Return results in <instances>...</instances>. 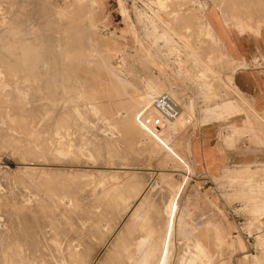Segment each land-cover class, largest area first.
Masks as SVG:
<instances>
[{
    "label": "rangeland",
    "instance_id": "1",
    "mask_svg": "<svg viewBox=\"0 0 264 264\" xmlns=\"http://www.w3.org/2000/svg\"><path fill=\"white\" fill-rule=\"evenodd\" d=\"M212 7L251 33V18L215 0L0 1V264H150L161 246L168 264H185L192 246L212 264H264L260 168H229L204 192L170 126L153 142L125 137L117 120L150 104H136L146 87L181 109L173 135L239 112L235 65L206 19ZM51 85L56 96L44 91ZM63 107L73 116L65 127Z\"/></svg>",
    "mask_w": 264,
    "mask_h": 264
},
{
    "label": "crops",
    "instance_id": "2",
    "mask_svg": "<svg viewBox=\"0 0 264 264\" xmlns=\"http://www.w3.org/2000/svg\"><path fill=\"white\" fill-rule=\"evenodd\" d=\"M206 19L235 65L230 84L238 95L234 102L239 112L220 121L206 116L204 123L187 131L170 132L174 152L185 159L194 184L204 192L229 168L255 166L264 173V25L252 37L229 28L214 7L208 9ZM180 173H175L179 181Z\"/></svg>",
    "mask_w": 264,
    "mask_h": 264
},
{
    "label": "bare ground",
    "instance_id": "3",
    "mask_svg": "<svg viewBox=\"0 0 264 264\" xmlns=\"http://www.w3.org/2000/svg\"><path fill=\"white\" fill-rule=\"evenodd\" d=\"M1 1V0H0ZM8 3V2H7ZM215 3H217L218 4V6H219V8H221V11L223 12V13H225V12H228L229 14L233 11V10H235V11H237V12H239V14H240V16H242V17H244L245 19L246 18H251V20H249V19H246V20H248L247 22L248 23H250V26L252 27V30H251V33H250V35H252V37L254 36V37H256L257 35H258V32H259V29L260 28H258V26H257V28L256 27H254L255 26V23H254V20H257V19H255L256 17H258V18H261V19H264V0H215ZM238 15V14H237ZM233 17V16H232ZM235 18V17H234ZM244 18H243V20H244ZM188 19V18H187ZM260 19V20H261ZM184 20V19H183ZM238 20V19H237ZM189 21V20H188ZM234 21V20H233ZM186 22V21H185ZM241 22V21H240ZM258 23H260L259 22V20L257 21ZM263 22H264V20H263ZM1 24V23H0ZM245 24H247V23H245ZM257 24V23H256ZM234 25V24H233ZM235 25H237V24H235ZM263 25V24H262ZM204 27V26H203ZM253 28H254V30H253ZM238 29H239V27H238ZM237 29V30H238ZM10 30H12V29H10ZM15 30V29H14ZM257 31V32H256ZM17 33V32H16ZM16 33L15 32H13L12 34L14 35L15 34V36H17L16 35ZM202 33V32H201ZM11 34V33H10ZM80 36L81 35H79L78 36V39H80ZM15 39H17V38H15ZM36 39V38H35ZM35 39H31L32 40V42L35 40ZM259 39V38H258ZM27 41H28V39H27ZM29 41H30V39H29ZM35 42V41H34ZM34 42L33 43H31L32 44V46L34 45ZM38 42V41H37ZM18 43V42H17ZM25 43V42H24ZM22 44H23V41H22ZM26 44V43H25ZM29 44H30V42H29ZM28 44V45H29ZM30 44V45H31ZM38 44H40V43H37V45ZM22 46V45H21ZM26 46V45H25ZM24 47V46H23ZM27 47V46H26ZM40 48H41V46H39ZM38 47V48H39ZM43 48H45V47H42V49ZM46 49V48H45ZM35 50V49H34ZM23 51V50H22ZM22 51H20V52H22ZM27 51V50H26ZM25 51V52H26ZM64 51V50H63ZM30 52V51H29ZM28 52V53H29ZM78 52V51H77ZM23 53H24V51H23ZM31 53H33L32 51H31ZM49 53H51V52H49ZM67 53V54H66ZM68 53L69 52H65V54L66 55H68ZM25 54V56H27L28 54H26V53H24ZM34 54V53H33ZM32 54V55H33ZM43 54V53H42ZM46 54H47V52H46ZM65 54L63 53V55L65 56ZM76 54V53H75ZM79 54V53H78ZM83 54V53H82ZM81 54V55H82ZM21 55H22V57H23V54H20V57H21ZM80 55V56H81ZM14 56H16V55H14ZM24 56V57H25ZM46 56V55H45ZM68 57L70 58V55H68ZM67 57V58H68ZM26 58H29V57H26ZM65 58H66V56H65ZM66 58V59H67ZM16 59V58H15ZM15 59H14V62H15ZM19 59V57L17 58V60ZM22 59V58H21ZM25 59V58H24ZM46 59V58H45ZM65 59V60H66ZM13 60V59H12ZM68 60V59H67ZM19 61H21V60H19ZM46 61V60H45ZM9 62V61H8ZM18 62V61H17ZM32 62V61H31ZM13 62H11V64H12ZM16 63V62H15ZM14 63V64H15ZM21 63V62H20ZM47 63V62H46ZM97 63H99L98 65H100L99 67H101L100 69H101V73H100V75H106L107 77H111L110 76V74H112L110 71H109V68H107L108 66H106L105 65V67H106V71L104 72L103 71V69H104V64H103V62H101V61H97ZM13 64V65H14ZM18 64V63H17ZM22 64H23V61H22ZM29 64V63H28ZM46 65V64H45ZM18 66V65H17ZM40 66V65H39ZM45 67V66H44ZM229 68V67H228ZM234 68V67H233ZM65 72V71H64ZM41 74H44V73H41ZM69 74V73H68ZM228 74V73H227ZM43 77V76H42ZM211 79V78H210ZM112 81V80H111ZM51 82V81H50ZM214 83V82H213ZM53 84V83H52ZM215 86V85H214ZM51 88H54V86L53 85H51V87H49L48 86V88H47V86L46 87H44V91H45V93H47L49 96L50 95H52V96H56L57 94H55V93H51ZM147 88V90H146V97H142V98H140L139 99V101L140 102H138V103H136L137 105L139 104V105H141V103H145V101L144 102H142L143 100H145V99H147L148 100V102L147 103H149L151 100L153 101V99H154V97H155V92L153 91V90H151L150 88H148V87H146ZM56 89V88H55ZM64 89V88H63ZM68 90V89H67ZM70 90V89H69ZM63 91V90H62ZM64 91H66V89H64ZM46 94V95H47ZM68 94V93H67ZM47 95V96H48ZM48 96V97H49ZM65 96H66V94H65ZM157 96H159V95H157ZM156 96V97H157ZM61 96H59L57 99H59ZM64 97V96H63ZM62 97V98H63ZM155 97V98H156ZM51 98V97H50ZM49 98V100H50V103H52L51 102V99ZM52 99H55V98H53L52 97ZM56 99V100H57ZM42 100V99H41ZM55 100V101H56ZM61 100V99H60ZM63 100V99H62ZM65 100V99H64ZM151 101V102H152ZM68 102V101H67ZM151 102H150V104H151ZM56 103V102H55ZM89 103V102H88ZM94 103V102H93ZM42 104V103H41ZM54 104V103H53ZM59 104H61V103H59ZM96 104V103H95ZM100 104V103H99ZM150 104L148 105V106H150ZM39 105V104H38ZM51 105V104H50ZM55 105V104H54ZM66 105V104H65ZM135 105V104H134ZM59 106V105H58ZM95 106V105H94ZM99 106H104V105H99ZM132 106H133V104H132ZM148 106H146V107H148ZM176 106H177V117L174 119V120H172L169 124H168V126L166 127V128H168L169 126H170V131H169V133L173 130L172 129V125H174V123L181 117V115H182V111H181V109L178 107V105L176 104ZM56 107V106H55ZM111 107V106H110ZM37 108V107H36ZM64 108V107H63ZM97 108V107H96ZM108 108V107H107ZM133 108H134V106H133ZM49 109V108H48ZM51 109H52V107H51ZM97 109H99V107L97 108ZM101 109V108H100ZM99 109V110H100ZM110 109V108H109ZM34 110V109H33ZM55 110V109H54ZM59 111H61L60 109H58ZM56 111H57V109H56ZM70 111V110H69ZM108 111V110H107ZM35 112V111H34ZM55 112V111H54ZM68 112V111H67ZM38 113V112H37ZM36 113V114H37ZM56 113V112H55ZM60 113V112H59ZM71 113V112H70ZM121 114H122V112H120ZM39 114V113H38ZM45 114V113H44ZM108 114V113H107ZM136 114V113H135ZM51 115V114H50ZM56 115V114H55ZM57 115H58V112H57ZM71 114H68V113H66L65 112V108H64V111L62 110V112H61V115L59 116V117H61L60 119L61 120H59V123L57 122V124L58 125H61V126H64L65 127V125L66 126H68V123H71V117H73L72 115L70 116ZM103 115V114H102ZM137 115V114H136ZM57 116V117H58ZM111 116V115H110ZM118 116H121V115H116V117H118ZM136 117L135 115H134V113H133V111H131L130 112V115H127V113L126 112H124L123 113V115L121 116V117H118V121H120V123L119 122H117V123H119L120 125H122V127L124 128V131H125V133H123L124 135H125V137L126 136H131L132 138H134V137H136V139L137 140H141V138L142 137H144L145 135H147V137H149L151 140H153V142H155V141H160L161 139H164V138H166V134H164V129H162V130H160V131H157V132H153V133H151V135L150 134H148V133H146L142 128H141V126L137 123V121L134 119V117ZM58 117V118H59ZM102 117V116H101ZM105 117V116H104ZM113 117H114V115H113ZM53 118L54 117H52V120H53ZM119 118H121V120H119ZM114 119V118H113ZM54 120H56L57 121V119H54ZM110 120H111V118H110ZM73 122H74V120H72ZM137 124L139 125V127L137 126ZM116 125V124H115ZM118 125V124H117ZM57 126V125H56ZM118 127V126H117ZM118 129V128H117ZM116 129V130H117ZM72 130V129H71ZM241 137V136H240ZM245 137V136H244ZM242 139H243V136H242ZM105 140V139H104ZM247 140V139H246ZM103 141V140H102ZM110 142V141H109ZM128 143H131V142H128ZM112 144V143H111ZM126 143H124V146H126L125 145ZM138 144V143H137ZM146 144V143H145ZM110 145V144H109ZM123 145V144H122ZM140 145V144H139ZM111 146V145H110ZM120 146V145H119ZM143 146V145H142ZM131 147H135L132 143H131ZM107 148H108V146H107ZM113 148H114V146H113ZM111 149V148H110ZM108 150V149H107ZM109 151V150H108ZM110 153V152H109ZM108 154V153H107ZM234 172V171H233ZM243 178V177H242ZM245 179V178H244ZM114 181H115V179H114ZM128 181V180H127ZM102 183V182H101ZM111 183V182H110ZM127 183V182H126ZM130 183V182H129ZM156 183V182H155ZM128 184V183H127ZM106 185V184H105ZM116 185V184H115ZM124 185H126V184H124ZM96 186V185H95ZM158 186V185H157ZM100 187V186H99ZM125 188H126V186H124ZM152 187H153V185H152ZM95 188V187H94ZM102 188H104V187H102ZM119 188V187H118ZM105 189H106V187H105ZM121 189V188H120ZM153 189V188H152ZM109 190V189H108ZM113 190V189H112ZM124 190V189H123ZM100 191V190H99ZM104 191V190H103ZM107 192V191H106ZM111 192V191H110ZM113 192V191H112ZM116 192H118V190L116 191ZM86 193H88V192H86ZM94 193V192H93ZM101 193H103L102 192V190H101ZM105 193V192H104ZM103 193V194H104ZM122 193V192H121ZM134 193V192H133ZM160 193H162V192H160ZM97 194V193H96ZM107 194V193H106ZM115 194V193H114ZM113 195V194H112ZM177 195V203H178V200H179V193L178 194H176ZM96 196V195H95ZM146 196V195H145ZM162 196V195H161ZM86 196H84V198H85ZM89 197V196H88ZM113 197V196H112ZM109 199H110V197H108ZM164 198V197H163ZM162 198V200H164ZM87 199V198H86ZM108 199V200H109ZM158 199V198H157ZM80 200V199H79ZM82 200H84L83 198H82ZM95 200V199H94ZM93 200V201H94ZM97 200V199H96ZM100 200H102V198L100 199ZM110 201V200H109ZM116 201V200H115ZM118 201V200H117ZM84 202V201H83ZM90 202V201H89ZM108 202V201H107ZM107 202L105 203V204H107ZM130 202V201H129ZM179 202H180V200H179ZM98 203V202H97ZM111 203V202H110ZM104 204V203H103ZM114 204V203H113ZM116 204V203H115ZM156 204V203H155ZM161 204V203H160ZM162 204H163V201H162ZM112 205V204H111ZM165 205V204H164ZM155 206V205H154ZM160 206V205H159ZM94 207V206H93ZM108 207V206H107ZM113 207V206H112ZM148 208H150V207H148ZM158 208H160V207H158ZM167 208H168V206L166 207L165 206V208H164V212L167 210ZM108 209V208H107ZM112 209V208H111ZM107 211V210H106ZM113 211V210H112ZM158 212V211H157ZM164 212H163V214H164ZM106 213V212H105ZM166 213V212H165ZM170 213V214H169ZM169 218H168V221L171 223V225L173 226L174 225V221H176V217L174 216H172V214H171V212L169 211ZM174 213V212H173ZM149 214V213H148ZM147 214V215H148ZM146 215V216H147ZM157 215V214H156ZM163 216V215H162ZM167 216V215H166ZM161 217V216H160ZM167 218V217H166ZM160 219V218H159ZM170 219V220H169ZM131 220V219H130ZM167 221V220H166ZM147 222V221H146ZM158 222V221H157ZM148 223V222H147ZM150 223V222H149ZM156 223V222H155ZM166 223V222H165ZM192 224V223H191ZM147 225V224H146ZM170 225V224H169ZM164 226V225H163ZM205 226V225H204ZM139 227V226H138ZM145 227V226H144ZM141 229V228H140ZM131 230V229H130ZM143 230V229H142ZM152 231V230H151ZM151 231H149L150 233H152ZM204 231V230H203ZM135 232V231H134ZM140 232V231H139ZM154 234V233H153ZM196 235V234H195ZM149 236H150V234H149ZM119 237V236H118ZM122 237V236H121ZM135 237V236H134ZM145 238V237H144ZM196 238V237H195ZM119 239H121V238H119ZM123 239V238H122ZM161 239H163V238H161ZM202 240H203V238H202ZM144 241V240H143ZM196 241H198V242H200L199 240H196ZM121 242V241H120ZM159 242V241H158ZM197 242V243H198ZM204 242V241H203ZM212 242V241H211ZM195 243V242H194ZM121 244V243H120ZM200 244L202 245V247L204 248V249H206L205 247H207V246H203V243H201L200 242ZM212 245H213V243H212ZM217 245V244H216ZM219 245V244H218ZM215 246V245H214ZM219 247V246H218ZM158 248V247H157ZM156 248V249H157ZM185 248H188V247H185ZM209 248H211V246L209 247ZM220 248V247H219ZM208 249V248H207ZM217 249V248H216ZM185 250V249H184ZM220 250V249H219ZM117 251V250H116ZM163 251H166V247H163V246H161V248L159 247V250L157 251L158 252V256L156 255H154L155 257H152L151 258V260L149 261V263L150 264H168L169 263V261H168V259H167V257L166 256H163ZM186 251H188L189 252V248H188V250H186ZM185 251V252H186ZM221 251V250H220ZM124 252V251H123ZM122 252V253H123ZM184 252V251H183ZM217 252V251H216ZM118 253H119V251H118ZM120 254V253H119ZM184 254H186V253H184ZM188 254V253H187ZM209 254H210V251H209ZM212 254V253H211ZM218 254V253H217ZM122 255L123 254H121L120 256V258L122 259L123 257H122ZM113 256V255H112ZM115 256H117V253L115 254ZM119 256V255H118ZM117 256V257H118ZM187 256V258H188V260L185 262V258H184V260L182 261L183 263L185 262V264L187 263V264H212V262L211 261H208V260H205L204 259V256L201 254V251H200V249L197 247V246H192V250H191V252H190V255L188 256V255H186ZM212 257V256H211ZM214 257V256H213ZM120 258L118 257V258H116L115 260H117V259H119L120 260ZM183 258V257H182ZM181 258V259H182ZM133 259V258H132ZM145 259V258H144ZM148 259V258H147ZM146 260H144L143 262H145ZM148 261V260H147ZM215 261V260H214ZM119 262H122V261H119ZM116 263H118V262H116ZM146 263V262H145ZM136 264V263H135ZM138 264V263H137ZM144 264V263H143ZM214 264V263H213Z\"/></svg>",
    "mask_w": 264,
    "mask_h": 264
},
{
    "label": "built area",
    "instance_id": "4",
    "mask_svg": "<svg viewBox=\"0 0 264 264\" xmlns=\"http://www.w3.org/2000/svg\"><path fill=\"white\" fill-rule=\"evenodd\" d=\"M176 117V103L169 95L161 94L153 99L150 106L139 110L136 121L146 133L151 135L166 128Z\"/></svg>",
    "mask_w": 264,
    "mask_h": 264
}]
</instances>
